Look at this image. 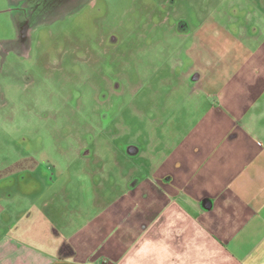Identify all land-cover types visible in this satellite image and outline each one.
<instances>
[{"label": "rangeland", "instance_id": "rangeland-1", "mask_svg": "<svg viewBox=\"0 0 264 264\" xmlns=\"http://www.w3.org/2000/svg\"><path fill=\"white\" fill-rule=\"evenodd\" d=\"M244 46L256 52L252 90ZM196 55L228 64L223 92L201 88ZM261 55L264 0H0V229L12 221L57 244L59 230L91 250L103 227L87 225L95 192L113 200L143 178L139 151L163 118L190 103L218 118L222 103L260 97Z\"/></svg>", "mask_w": 264, "mask_h": 264}, {"label": "crops", "instance_id": "crops-1", "mask_svg": "<svg viewBox=\"0 0 264 264\" xmlns=\"http://www.w3.org/2000/svg\"><path fill=\"white\" fill-rule=\"evenodd\" d=\"M244 47L240 71L250 76L242 83L252 90L249 62L256 52ZM196 58L201 88L223 92L228 64L212 69ZM262 92L251 103H222L218 118L209 116L210 103H190L188 115L163 118L139 151L143 178L126 180L114 202H102L95 192L97 214L87 225L101 219L103 227L91 250L59 230L57 244L45 230L21 233L11 221L0 229V264H264ZM44 218L45 229L52 226L51 215Z\"/></svg>", "mask_w": 264, "mask_h": 264}, {"label": "flooded vegetation", "instance_id": "flooded-vegetation-1", "mask_svg": "<svg viewBox=\"0 0 264 264\" xmlns=\"http://www.w3.org/2000/svg\"><path fill=\"white\" fill-rule=\"evenodd\" d=\"M35 9L36 11H40V9H38L37 5L35 4ZM32 16V15H31ZM33 17V16H32ZM30 16L25 15L23 17L22 20H20L18 27H19V40L22 42L25 40V38L27 37V30L29 29V25H30Z\"/></svg>", "mask_w": 264, "mask_h": 264}]
</instances>
